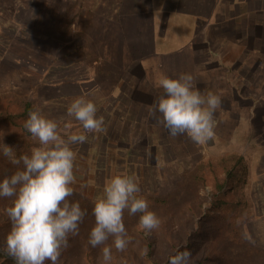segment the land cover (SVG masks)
<instances>
[{"label": "crops", "instance_id": "obj_1", "mask_svg": "<svg viewBox=\"0 0 264 264\" xmlns=\"http://www.w3.org/2000/svg\"><path fill=\"white\" fill-rule=\"evenodd\" d=\"M27 3L30 17L17 24L15 55L8 62L15 70V95L35 102L38 110H51L49 102L59 100L65 115L74 98L93 100L107 139L121 136L124 141L118 144L131 147L134 155L128 162H141L138 155L150 160L152 145L156 156L163 155L159 148L179 146L182 138L190 147L234 146L248 161L251 221L259 227L252 234L263 244L264 0ZM56 7L57 15L52 10ZM181 73L192 74L203 95L221 97L214 135L203 144L187 134L171 136L162 114L149 115L164 95L158 86L161 77ZM99 144L109 145L101 139Z\"/></svg>", "mask_w": 264, "mask_h": 264}, {"label": "clouds", "instance_id": "obj_2", "mask_svg": "<svg viewBox=\"0 0 264 264\" xmlns=\"http://www.w3.org/2000/svg\"><path fill=\"white\" fill-rule=\"evenodd\" d=\"M158 86L164 95L149 108V115L162 114V123L175 137L187 134L198 144L214 135V114L221 106V97L209 92L203 95L190 73L178 78L162 76ZM93 100L84 95L74 98L67 109V116L78 121L83 132L64 134L58 132L57 122L44 116L38 109L30 111L24 127L39 146L30 155L19 158L13 148L5 145L4 155L22 169L0 181V197H14L7 209L11 228L6 236V247L0 249L15 264H59L62 252L69 247V237L79 234V225L85 215L79 202H69L75 183L74 161L76 153L71 145L87 141L85 133L104 131V118L97 116ZM140 193L133 175L120 173L104 186L103 193L94 202V227L88 243L102 248V264H112L113 247L123 252L130 237L123 222L124 211L140 213L139 226L147 234L158 229L161 219L149 210V202ZM113 245L108 246L109 238ZM191 252L178 251L169 258V264H189Z\"/></svg>", "mask_w": 264, "mask_h": 264}, {"label": "trees", "instance_id": "obj_3", "mask_svg": "<svg viewBox=\"0 0 264 264\" xmlns=\"http://www.w3.org/2000/svg\"><path fill=\"white\" fill-rule=\"evenodd\" d=\"M49 104L53 106L51 110L58 116L65 114L60 112L59 100ZM36 109L37 106L24 97L0 95V181L23 167L22 164H12L4 155L5 145L13 148L16 158L24 154L30 155L31 149L34 148L33 137L25 129L24 124L29 112ZM70 124L73 125V130L84 131L78 121ZM112 132L113 135L116 133L115 130ZM85 134L87 141L82 144L89 143L92 138L91 133ZM92 134H97L99 142L101 139V142L109 144L103 148L99 143L95 146L98 150L93 158L94 163L99 161L97 156L100 158L103 154L102 149L105 153V149L108 151L107 148H114L116 156L125 160L127 164L125 168L128 165L129 167L136 165L133 161L128 162V157L133 158L134 155L131 147L123 143L118 144L124 141L123 137L111 141L103 131ZM148 150L151 159L156 155L157 147L152 145ZM138 156L143 159L145 167H148V159L145 158L144 161V156ZM76 157L88 163V160L81 158L79 154H76ZM102 163L101 161L95 163V168L103 171L105 166ZM247 187L248 166L244 157L236 153H226L220 157L198 162L193 169L185 171L182 191L173 192L167 197L139 193L138 195H142L149 202V210L154 211L161 219V225L147 234L139 226L141 214H130L126 209L123 222L130 243L123 252L116 251L113 247L112 264H169L171 256L191 246L187 242L192 233L188 230L189 227L193 226L197 231H201L200 223L204 219H209L210 234L205 239V251L196 264H264V249L251 245L238 229L239 225L249 220L251 215ZM206 188H208L205 201L207 204L203 207L199 192L205 191ZM13 199L14 197H0V249L6 247V236L11 228L7 209L12 206ZM68 199L70 203L79 202L85 215L79 225V234L69 237V247L62 252L59 263L102 264V248L105 245L94 248L88 243L90 230L95 224L94 204L85 196L74 192ZM183 240L186 244L181 246ZM107 245H113V238H109ZM165 251L169 254L166 255ZM0 264H15V261L0 253Z\"/></svg>", "mask_w": 264, "mask_h": 264}, {"label": "rangeland", "instance_id": "obj_4", "mask_svg": "<svg viewBox=\"0 0 264 264\" xmlns=\"http://www.w3.org/2000/svg\"><path fill=\"white\" fill-rule=\"evenodd\" d=\"M52 1L54 2L55 0ZM57 4L58 3H56V5ZM27 5V0H0V95H15V70L13 67L8 65V62L10 63L11 60L9 58H12V56L15 55V30L18 29L17 24H21L30 17L28 11L26 12ZM60 7L52 9L54 11L53 14H59L58 10ZM68 15L70 16V14ZM63 17L66 16L64 15ZM52 21L55 22V24H53L58 27L59 21H54L53 17ZM12 62L13 65H15V59ZM32 103L35 104V102ZM39 110L44 116L57 122L58 132H60L61 135L64 134L66 127L69 133L77 132L76 130H73V125L70 124L71 119L69 120L67 115L64 114L58 116L55 112H53V110H47L43 107ZM90 135H92V138H90L91 140L89 139V143L71 145L72 150L76 154H79L81 158L88 160L87 163L80 160V158L79 160L77 157L75 158V183L72 187L74 189V193L85 196L91 203L94 204L96 198L103 193L104 186L110 181V179L117 174L127 173L129 165L125 168L127 165L124 162L125 160L123 161L121 157L116 156L117 154L114 148H107V153L105 149V154L103 156L100 158L97 156V159L103 162L102 165L105 167L103 171L97 170V168H95V163L98 164L99 161L94 163L93 158L97 155L98 148L95 146L98 145L99 141L98 137H96L97 134L91 133ZM112 140L114 141V139ZM180 143L181 144L176 147L159 148L158 151L163 155L159 156L157 154V156L155 155L153 158L148 160V167H145V164H143L142 161L137 162L136 165L133 166V168H136L134 171L132 170L130 175H133L136 178L139 184L140 193L167 197L173 192L177 193L180 190L182 191L183 173L185 171L193 169L198 162L205 161L210 158L220 157L226 153H235L234 146L229 144L226 146L218 144L208 147H190L188 146L187 138H182ZM32 144H34V147L39 146V143L35 138L32 139ZM245 161L248 166L246 158ZM248 187L247 197L250 202ZM207 193L208 188H206L205 191L199 192V195L202 198L203 207H206L207 204L205 202L207 199ZM250 213L251 215L249 220L239 225V232H241L248 239L251 245L264 249V243L262 244L257 241L259 235L255 236L252 234L253 230L254 232H258L259 227L252 225V208ZM200 229L202 232L197 231V229L193 226H190L188 229L192 232L190 233L191 235L189 236V239H187V242L191 245L187 249L191 252L189 264H196L205 251V239L208 234H210L209 219H204V221L200 223ZM185 244L186 243H184L183 240L181 246H184ZM165 254L168 255L169 252L165 251Z\"/></svg>", "mask_w": 264, "mask_h": 264}, {"label": "water", "instance_id": "obj_5", "mask_svg": "<svg viewBox=\"0 0 264 264\" xmlns=\"http://www.w3.org/2000/svg\"><path fill=\"white\" fill-rule=\"evenodd\" d=\"M1 254H3L4 256H6L7 258L12 259L11 257L7 256L3 251H0ZM13 260V259H12Z\"/></svg>", "mask_w": 264, "mask_h": 264}]
</instances>
